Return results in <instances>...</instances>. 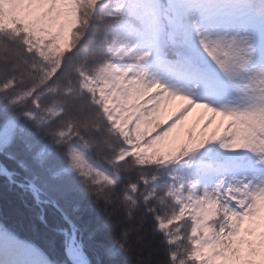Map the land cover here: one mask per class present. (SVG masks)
<instances>
[{
	"label": "trees",
	"instance_id": "trees-1",
	"mask_svg": "<svg viewBox=\"0 0 264 264\" xmlns=\"http://www.w3.org/2000/svg\"><path fill=\"white\" fill-rule=\"evenodd\" d=\"M124 1L78 0L70 49L52 63L22 27L0 31V133L16 123L0 149V165L16 174L14 182L0 176V239L8 242L3 264H73L63 234L70 227L54 204L78 229L91 264H209L195 254L190 215L169 197L182 166L209 162L192 157L197 145L225 161L212 171L214 231L247 242L249 255L256 254L234 216L256 211L264 198V113L236 114L235 131L222 133L207 130L196 115L169 165L159 159L117 162L127 141L98 97L85 90L84 78L109 62L107 46L126 20L119 10ZM166 1L158 0L163 11ZM127 21L137 28L136 20ZM169 47L175 58V40ZM232 136L235 152L226 150ZM27 181L43 192L41 203L18 185Z\"/></svg>",
	"mask_w": 264,
	"mask_h": 264
},
{
	"label": "rangeland",
	"instance_id": "rangeland-1",
	"mask_svg": "<svg viewBox=\"0 0 264 264\" xmlns=\"http://www.w3.org/2000/svg\"><path fill=\"white\" fill-rule=\"evenodd\" d=\"M77 2L0 0V31L22 27L52 63L70 49L78 26ZM158 4L124 1L119 10L136 20L137 28L123 22L107 46L109 62L94 77L84 78L85 90L98 97L107 119L127 141L118 163L134 158L170 164L196 115L207 130L221 133L234 130V114L264 113V0H168L164 11ZM173 40L176 54L170 58ZM15 124L9 122L0 133V149L11 141ZM206 152L202 145L191 149L192 156L205 158ZM209 168L181 167L179 186L169 192L190 215L195 254L210 264H264V213L258 212L264 198L256 211L234 216L241 236L252 231L249 242L259 244L252 257L247 242L214 231L218 200ZM69 241L71 258L80 243L72 236ZM7 245L0 239V253Z\"/></svg>",
	"mask_w": 264,
	"mask_h": 264
},
{
	"label": "water",
	"instance_id": "water-1",
	"mask_svg": "<svg viewBox=\"0 0 264 264\" xmlns=\"http://www.w3.org/2000/svg\"><path fill=\"white\" fill-rule=\"evenodd\" d=\"M0 176H6V177H10L12 176V174H9V173H3V172H0ZM30 189L35 191L37 190V187L34 185V184H30ZM55 208L57 210H59L58 206H55ZM65 217V216H64ZM66 219V217H65ZM70 229L71 231L73 232L74 236L73 238L74 239H77V237L75 236V226L73 224L70 223ZM81 253L85 256L86 260H87V264H91L90 261L88 260V258L86 257L85 253H84V250L83 249H80Z\"/></svg>",
	"mask_w": 264,
	"mask_h": 264
},
{
	"label": "bare ground",
	"instance_id": "bare-ground-1",
	"mask_svg": "<svg viewBox=\"0 0 264 264\" xmlns=\"http://www.w3.org/2000/svg\"><path fill=\"white\" fill-rule=\"evenodd\" d=\"M71 260L76 262L77 264H87L85 256L80 252V250H74L73 253L70 254Z\"/></svg>",
	"mask_w": 264,
	"mask_h": 264
}]
</instances>
